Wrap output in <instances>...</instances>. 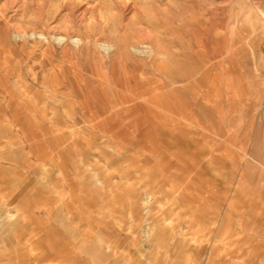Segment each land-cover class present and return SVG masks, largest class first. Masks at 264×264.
Segmentation results:
<instances>
[{"label":"rangeland","instance_id":"1","mask_svg":"<svg viewBox=\"0 0 264 264\" xmlns=\"http://www.w3.org/2000/svg\"><path fill=\"white\" fill-rule=\"evenodd\" d=\"M128 1L0 0V264H264V0ZM119 53L181 81L82 113L80 66Z\"/></svg>","mask_w":264,"mask_h":264},{"label":"crops","instance_id":"2","mask_svg":"<svg viewBox=\"0 0 264 264\" xmlns=\"http://www.w3.org/2000/svg\"><path fill=\"white\" fill-rule=\"evenodd\" d=\"M192 36L195 40V45L197 50L194 51L193 55L195 57H199L201 54L200 49V39L202 36L210 35L209 31L203 32L201 27L199 26V22L195 20V23L193 24L191 28ZM175 30H171L170 33L175 34ZM147 35L150 34L149 32H146ZM228 36L227 31H222L220 34V39L223 41L222 47L219 50L220 54L223 56L221 57L220 64L225 63L226 61V42ZM212 39V38H211ZM146 49V48H145ZM150 49V50H149ZM146 49V53L144 57L150 58L152 54L156 55L155 50L149 48ZM4 48L2 49L1 53L3 54ZM174 54H171L170 57L174 58ZM168 57L169 60L171 58ZM117 58V60L115 59ZM156 59L162 60L163 55L159 54L155 57ZM152 60V63H145L143 65H138L136 63H133L129 60V55H122L119 53L113 54V56L109 57L107 61H104L102 64L94 65L95 68L94 71L91 68L92 66L87 65H81V88L76 86L78 91L74 94L78 98H80V111L85 114H96L99 112L98 110H106L107 111V120H111L112 116H117L120 113L124 112H132L134 110V107L138 108L139 104L136 106L134 99L132 98H123L119 90H121L120 85L121 83L124 84L125 87L129 86L130 81L134 80V73L139 71H144V74H153L157 73L158 76L162 77V84L161 88H167L169 84H178L181 81V76L179 74L178 64L174 65V61L172 60L170 63H172V66L167 67L165 65V62H161L162 65H156L155 69H153V61H156V59ZM115 59V60H114ZM17 60V59H16ZM19 66L21 65L22 61L18 58ZM135 66L133 69L131 67ZM173 70V71H172ZM171 71V74L169 73ZM90 74V75H88ZM95 75V78H93L92 75ZM143 80L142 78H138V81ZM144 81V80H143ZM135 82V85L137 84ZM157 100V99H156ZM150 102H153L152 100H148L147 102H144L145 104H149ZM94 105V106H93ZM140 108V107H139ZM35 114V113H34ZM29 116H35V115H29ZM134 127V126H133ZM132 126H122L118 124L109 125L107 127H102L100 124H93L91 126V129L94 130H103L108 132H117L121 133L123 131H131L133 130H140V127L133 128Z\"/></svg>","mask_w":264,"mask_h":264},{"label":"bare ground","instance_id":"3","mask_svg":"<svg viewBox=\"0 0 264 264\" xmlns=\"http://www.w3.org/2000/svg\"><path fill=\"white\" fill-rule=\"evenodd\" d=\"M79 2V1H78ZM91 2V1H90ZM128 2H130V0L128 1ZM66 3H67V1H66ZM65 3V4H66ZM64 4V5H65ZM67 5V4H66ZM90 5V4H89ZM95 5V4H94ZM69 6H70V4H69ZM91 6H93L92 4H91ZM93 7H98V8H95V9H93V10H86L85 8V10L84 11H82L81 13H79L78 15H77V19H79V20H81V21H84L85 22V19L87 20V19H91V18H93V19H97V20H100V19H102V16H103V12H102V10H101V8H100V6H93ZM88 8H90V7H88ZM88 14H90V15H88ZM66 22H68V21H66ZM71 26V25H70ZM72 27V26H71ZM68 29V28H67ZM66 29V30H67ZM72 29V28H71ZM88 29V28H87ZM69 30H70V27H69ZM19 36H20V34H18ZM32 35H34V34H32ZM64 35H65V33H64ZM54 36V40L56 41V42H58L59 44L61 43V42H63V40H65L66 39V37L65 36ZM34 37V36H33ZM37 37V36H36ZM41 37H43V38H41ZM76 37V36H75ZM31 38V37H30ZM39 38H41V39H38V40H40L42 43H44V42H47V40H46V38L44 37V35L43 34H40V36H39ZM73 38V37H72ZM25 38H23V40H24ZM26 40V39H25ZM37 40V39H36ZM67 40V39H66ZM80 42H82V40L79 38V39H76V40H74L73 41V43H74V47H77V45L80 43ZM89 43V42H88ZM98 47H100L103 51H105V52H108V51H110L111 49H112V47L111 46H109L108 44H106V43H101L100 45L98 44Z\"/></svg>","mask_w":264,"mask_h":264}]
</instances>
